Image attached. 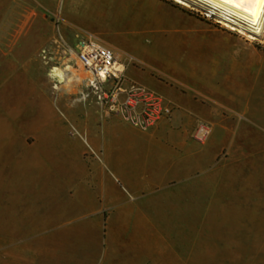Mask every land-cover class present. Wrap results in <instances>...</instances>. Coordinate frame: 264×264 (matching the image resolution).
Returning <instances> with one entry per match:
<instances>
[{"label":"rangeland","instance_id":"rangeland-1","mask_svg":"<svg viewBox=\"0 0 264 264\" xmlns=\"http://www.w3.org/2000/svg\"><path fill=\"white\" fill-rule=\"evenodd\" d=\"M54 15H0V93L10 81L20 87L16 96L7 94L9 104L0 101L11 125L0 124V264H264V34L252 41L220 27L246 43L248 55L253 50L262 57V75L257 67L256 93L246 96L245 109L222 112L232 141L199 177L197 218H132L128 225L107 218L102 240L76 239L83 226L68 235L73 239L56 240L45 215L25 216L31 206H45L39 195L48 175L65 176L68 186L84 163L111 169L85 124L113 115L102 113L93 95L84 101L83 86L68 94L64 84L55 85L38 57L53 37ZM35 17L39 38L25 50L21 43ZM70 124L85 142L70 136ZM78 150L81 155H70Z\"/></svg>","mask_w":264,"mask_h":264},{"label":"crops","instance_id":"crops-1","mask_svg":"<svg viewBox=\"0 0 264 264\" xmlns=\"http://www.w3.org/2000/svg\"><path fill=\"white\" fill-rule=\"evenodd\" d=\"M59 3L0 0V15L53 13L64 31L69 25L97 37L138 64H127L128 81L159 96L174 112L149 131L117 116L86 123L111 169L84 163L68 186L65 176L48 175L46 192L39 195L45 206H31L25 216L45 215L56 240L73 239L68 235L80 226L83 236L76 239L102 240L107 218L121 225L132 218H197L199 177L232 141L222 112L231 106L245 109L246 96L257 88V67L262 75V57L253 50L248 55L246 43L234 34L166 0H62L61 10ZM37 20H31L30 36L22 40L25 50L38 41ZM14 82L0 93L3 105L9 104L8 93L20 92ZM199 122L210 128L202 144L192 134ZM0 124L11 126L3 113Z\"/></svg>","mask_w":264,"mask_h":264},{"label":"built area","instance_id":"built-area-1","mask_svg":"<svg viewBox=\"0 0 264 264\" xmlns=\"http://www.w3.org/2000/svg\"><path fill=\"white\" fill-rule=\"evenodd\" d=\"M166 1L184 8L172 0ZM187 10L198 13L203 20L222 27L214 17L202 11ZM51 21L53 37L40 49L38 57L55 85L64 84V76L66 80L71 79L74 73L75 79L80 80L77 87L83 86L87 91L83 95L84 101L93 95L94 102L102 113L117 116L142 131H149L160 121L172 118L173 106L163 103L159 96L146 88L128 81L126 67L128 63L133 62L132 58L80 30L70 28L67 37L60 18L55 16ZM57 71L62 72V78ZM69 133L71 137L84 139L82 133L72 124L69 126ZM209 134L210 128L200 122L196 125L193 139L203 143ZM87 146L89 147L88 143Z\"/></svg>","mask_w":264,"mask_h":264},{"label":"bare ground","instance_id":"bare-ground-1","mask_svg":"<svg viewBox=\"0 0 264 264\" xmlns=\"http://www.w3.org/2000/svg\"><path fill=\"white\" fill-rule=\"evenodd\" d=\"M172 1L184 8L202 11L208 16L214 17L223 28L241 35L248 40L255 41V37L261 35L264 32V0ZM57 72L62 78V72ZM75 77L76 75L74 73L71 76V79L69 78L66 80V77L64 76L65 83L63 87L68 94H72L77 84L80 82V80H76ZM10 82L12 83V81ZM11 83L9 85H11ZM2 126H4L5 129L10 130L9 126L5 124H2Z\"/></svg>","mask_w":264,"mask_h":264}]
</instances>
